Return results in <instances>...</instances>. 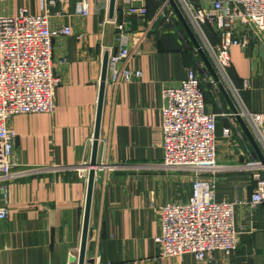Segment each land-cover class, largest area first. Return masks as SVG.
<instances>
[{
  "label": "crops",
  "instance_id": "obj_1",
  "mask_svg": "<svg viewBox=\"0 0 264 264\" xmlns=\"http://www.w3.org/2000/svg\"><path fill=\"white\" fill-rule=\"evenodd\" d=\"M80 1L0 0V16L15 15L20 8L33 14L50 10V29L56 33L52 61L61 79L53 113L19 114L7 123L16 134L14 166L42 170L7 184L9 213L0 219V264H77L102 59L122 45L115 24L104 22L110 19L108 0H89L86 16ZM163 1L145 0L148 14L142 18L115 12L131 31L146 28L138 53L127 65L141 70L142 76L116 86L105 84L97 150V161L103 165L95 172L85 257L93 259L92 264H264V203L251 210V172L236 168L259 159L236 117L229 116H223V122L235 123L243 139L218 140L216 162L224 168L202 177L214 180L217 200L238 202L236 248L229 254L215 251L203 260L193 254L159 255L154 241L158 208L186 201L192 179L188 172L161 167V93L177 86L193 63L201 70L205 67L178 19L156 17ZM64 26L71 34L57 33ZM128 46L133 47L130 40ZM239 51L231 50L232 76L239 84L249 81L250 89L244 90L249 99L244 102L253 111H263L264 63L242 51L246 65L235 70L232 61ZM204 70L221 97L217 112L232 113Z\"/></svg>",
  "mask_w": 264,
  "mask_h": 264
},
{
  "label": "built area",
  "instance_id": "obj_2",
  "mask_svg": "<svg viewBox=\"0 0 264 264\" xmlns=\"http://www.w3.org/2000/svg\"><path fill=\"white\" fill-rule=\"evenodd\" d=\"M80 2L81 14L88 15L89 0ZM174 2L264 157V110L253 111L247 107L228 72L234 47L245 52L254 45L264 55V0ZM116 11L122 16L141 18L148 14L145 0H116L113 17L105 18L104 22L115 24L122 42L116 52L108 53L106 82L112 86L141 78V70L127 65L138 53L146 33V28L131 31L125 21L118 20ZM156 15L169 22L177 20L170 0L159 5ZM50 16L48 8L38 14L20 8L15 15L0 16V200L3 202L0 219H5L9 213L8 182L42 170L40 167L14 166L11 158L16 134L7 123L15 115L53 113L55 110V91L61 79L54 73L52 38L56 33L50 29ZM57 33L69 35L71 30L64 26ZM76 38L80 39L81 35ZM129 40L132 48L128 46ZM210 80L215 84L213 79ZM201 84L197 71L188 66L180 83L163 88L161 93V167L182 170L192 176L191 193L186 201L169 202L158 208L159 233L154 241L162 257L181 258L193 254L195 259L203 260L215 251L229 254L237 245L234 214L238 202L217 200L214 180L202 177V174L213 175L224 168L216 162L217 117L233 118L235 114L208 111ZM242 89H250L247 79H243ZM232 133L229 126L222 130L225 138H230ZM251 153L248 150L249 156ZM236 168L251 172L253 189L248 206L253 210L264 203V164L250 160Z\"/></svg>",
  "mask_w": 264,
  "mask_h": 264
},
{
  "label": "water",
  "instance_id": "obj_3",
  "mask_svg": "<svg viewBox=\"0 0 264 264\" xmlns=\"http://www.w3.org/2000/svg\"><path fill=\"white\" fill-rule=\"evenodd\" d=\"M115 3L116 0H108V16L109 18L113 17L114 10H115ZM170 5L173 8L176 18L182 25L183 29L185 30L189 40L193 44L195 50L199 54L203 64L205 65L206 69L208 70L210 76L217 84L221 94L225 98L227 104L229 105L232 112L235 114V117L240 124L246 138L248 139L251 147L254 149L255 153L258 156L259 161L264 164V157L263 154L253 138L252 134L250 133L247 125L243 121V119L237 113V108L231 99L230 95L228 94L227 90L225 89L223 83L221 82L218 74L216 73L212 63L210 62L209 58L205 54L203 48L201 47L199 41L195 37L194 33L192 32L190 26L188 25L185 17L181 13L180 9L174 2V0H170ZM107 60H108V52H105L102 59V68H101V76H100V84H99V94L97 100V111H96V119H95V128L93 133V141H92V148L90 153V160H89V170H88V182H87V193H86V200H85V209H84V219H83V226H82V234H81V241L80 247L78 252L77 264H85L89 263L92 264L94 262L93 259H87L85 257L86 253V243H87V236H88V225H89V214H90V205H91V198H92V189L93 183L95 178L96 168L102 166V163L97 161V150H98V138H99V130H100V118H101V110H102V103H103V96H104V89L106 84V75H107Z\"/></svg>",
  "mask_w": 264,
  "mask_h": 264
},
{
  "label": "rangeland",
  "instance_id": "obj_4",
  "mask_svg": "<svg viewBox=\"0 0 264 264\" xmlns=\"http://www.w3.org/2000/svg\"><path fill=\"white\" fill-rule=\"evenodd\" d=\"M188 40H189V38H188ZM254 42H255V40L253 39V43ZM250 49H252V47ZM250 49L248 48L246 50V53L248 55H250V53H251V56L252 57L254 56L253 58L255 59V62H256V60L259 59V62H261V64H263L264 63V55L262 54V52L261 51L259 52L258 48L256 49V47H255V50H253V51H251ZM243 54L244 53L242 51H239V53L234 56L232 62L234 64L235 70L242 69L246 65V60L243 57L244 56ZM191 66L194 67V69L197 71L198 75L201 78V81H202L201 88H202V90L204 92V95H205V98L207 100V103L209 104V108L213 112L218 113L220 109H219L217 100L218 99L221 100V97L218 94V92L216 91L215 87L210 83V81L208 79V77H209L208 76V73H207V71L204 70L205 67H203V70H201L200 69V65H194V63H193ZM203 66H204V64H203ZM228 72H229L230 76L233 75L231 68L228 69ZM232 78H233V76H232ZM234 82H235V85L240 89V93H241L242 99H244V101H247L246 98L249 99L248 93H245L244 92V90L242 89V84H239L235 79H234ZM222 118H224V117L223 116H218L217 117V132H216V134H217V141L220 140V139H224V140L229 139V140H231L233 137L237 141H241L243 139V137L240 134V131L239 130H236L237 129V126L235 125V123H234V125L232 124V126H229L233 130V133H232L231 137L230 138L223 137L222 130H223V128L228 127V126L223 122V119ZM237 132H239V134Z\"/></svg>",
  "mask_w": 264,
  "mask_h": 264
},
{
  "label": "trees",
  "instance_id": "obj_5",
  "mask_svg": "<svg viewBox=\"0 0 264 264\" xmlns=\"http://www.w3.org/2000/svg\"><path fill=\"white\" fill-rule=\"evenodd\" d=\"M188 40V39H187Z\"/></svg>",
  "mask_w": 264,
  "mask_h": 264
}]
</instances>
